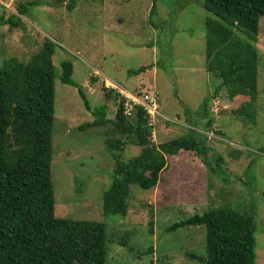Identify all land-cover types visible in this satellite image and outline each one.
<instances>
[{
	"label": "rangeland",
	"instance_id": "rangeland-1",
	"mask_svg": "<svg viewBox=\"0 0 264 264\" xmlns=\"http://www.w3.org/2000/svg\"><path fill=\"white\" fill-rule=\"evenodd\" d=\"M71 1L0 0V68L8 58L28 62L45 39L56 44L55 216L104 222L107 264H205L206 228H172L232 208L254 218L257 264H264V17L256 43L258 95L230 101L225 89L216 94L221 82L206 71V22L212 15L204 0H157L152 18L151 0H75L70 9ZM27 2L39 5L21 17L20 26L5 24ZM65 61L73 63V80L92 110L106 109L108 125L85 127L95 117L79 88L61 82ZM121 93H156L161 116L149 121L156 145L190 137L206 151L201 158L187 151L167 156L156 188L132 185L128 215L105 217L103 196L116 179L117 161L104 141ZM206 98L212 100L202 113ZM140 152L129 144L120 158Z\"/></svg>",
	"mask_w": 264,
	"mask_h": 264
},
{
	"label": "trees",
	"instance_id": "trees-1",
	"mask_svg": "<svg viewBox=\"0 0 264 264\" xmlns=\"http://www.w3.org/2000/svg\"><path fill=\"white\" fill-rule=\"evenodd\" d=\"M151 1L152 18L156 15L157 0ZM75 4L72 0L68 7L72 9ZM38 5L39 2L21 3L19 16H10L5 24L20 26L21 17ZM204 9L212 15L206 22L205 67L221 82L216 94L225 89L230 101L257 97L256 43L259 21L264 17V0H204ZM55 52L56 44L45 39L28 62L8 58L0 68V264H107L109 257L104 222L55 216L52 182ZM61 66V82L79 88L87 110L95 117L85 127L108 125L106 109L92 110L74 82L73 63L65 61ZM143 71L141 68L132 73ZM211 100L206 98L202 113L208 112ZM111 123L113 129L107 133L104 144L117 161L116 179L103 196L105 217H126L131 186L143 190L156 188L167 169L168 157L187 151L201 158L203 150L206 151L190 137L156 145L151 140L153 127L149 126L146 111L139 108L133 117H127L124 99ZM129 144L139 146L141 152L125 161L120 157ZM192 226L206 228V260L200 259L201 262L257 264L253 217L232 208L215 209L182 221L172 230Z\"/></svg>",
	"mask_w": 264,
	"mask_h": 264
},
{
	"label": "built area",
	"instance_id": "built-area-1",
	"mask_svg": "<svg viewBox=\"0 0 264 264\" xmlns=\"http://www.w3.org/2000/svg\"><path fill=\"white\" fill-rule=\"evenodd\" d=\"M121 94V99H124V114L127 117H133L135 111L139 108H143L146 111L149 121H154L156 116H161L160 104L156 93L146 94L141 98L134 95L127 96L125 93Z\"/></svg>",
	"mask_w": 264,
	"mask_h": 264
}]
</instances>
